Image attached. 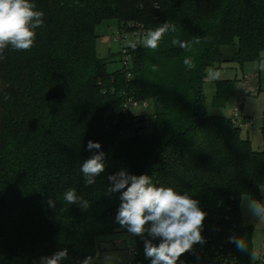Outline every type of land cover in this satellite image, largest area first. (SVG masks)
Returning a JSON list of instances; mask_svg holds the SVG:
<instances>
[{
    "label": "trees",
    "instance_id": "1",
    "mask_svg": "<svg viewBox=\"0 0 264 264\" xmlns=\"http://www.w3.org/2000/svg\"><path fill=\"white\" fill-rule=\"evenodd\" d=\"M33 2L44 13L35 46L0 54V264H40L63 249L68 258L62 264L86 257L100 264L101 238L127 231L115 219L119 193L108 192L107 177L121 169L187 192L207 213L204 243L179 264H220L223 258L253 264V226L241 204L244 196L261 201L264 150H255L230 118L207 113L204 83L206 69L224 63V46L238 47L233 63L264 61V0ZM112 19L146 31L169 21L176 32L154 52L128 48L132 78L125 67L112 76L98 53L96 31ZM174 38L191 42V50L172 45ZM186 57L195 69L184 65ZM234 87L231 80L217 82L213 105L224 106ZM127 98L152 103L150 132L127 136ZM89 140L101 144L107 167L86 186L80 166L93 154ZM70 188L89 202L86 209L64 201ZM133 238L140 261L150 264L144 254L150 237Z\"/></svg>",
    "mask_w": 264,
    "mask_h": 264
},
{
    "label": "clouds",
    "instance_id": "2",
    "mask_svg": "<svg viewBox=\"0 0 264 264\" xmlns=\"http://www.w3.org/2000/svg\"><path fill=\"white\" fill-rule=\"evenodd\" d=\"M44 13L37 9L33 0H0V54L11 48L15 51H28L35 46L36 31L44 24ZM169 32H176L175 24L165 21L154 30L137 33V38L128 41L135 49L138 45L156 51L160 42ZM195 43H199L197 38ZM172 45L190 51L192 43L172 39ZM188 69H195L191 57L183 61ZM264 71V61L258 65ZM156 71L157 66L153 65ZM207 79L216 81L221 73L213 68L206 69ZM101 144L89 140L87 150L93 154L80 166L86 186L96 183V178L105 172L106 154L100 151ZM96 150V151H93ZM109 193H119L120 204L116 212V221L130 234L149 239L144 241V254L150 264H179V258L191 251L196 244L204 243L202 231L207 213L200 207L199 201L187 192L181 194L173 187L158 186L147 174L134 175L121 169L107 177ZM264 192V186H261ZM68 204H78L87 208L89 202L77 195L75 188L63 194ZM247 208L252 216L264 221V202L248 197ZM49 204L54 206L51 198ZM158 240V243H153ZM240 250H245L243 241L234 239ZM68 258L67 249L42 257L40 264H62ZM91 257H86L81 264H90Z\"/></svg>",
    "mask_w": 264,
    "mask_h": 264
},
{
    "label": "rangeland",
    "instance_id": "3",
    "mask_svg": "<svg viewBox=\"0 0 264 264\" xmlns=\"http://www.w3.org/2000/svg\"><path fill=\"white\" fill-rule=\"evenodd\" d=\"M120 24L117 20H106L96 29L98 34L97 50L102 58L107 59V70L110 75L124 70L123 49L132 48L128 41H133L137 36L129 34L126 40L116 41ZM138 45L137 47H139ZM264 58V53H262ZM133 65L132 57L129 58L127 69ZM259 63H245L243 66L233 62H224L217 68L221 73V78L216 81L207 79V73L204 83L205 106L210 116H220L230 118L233 111L240 102L243 115L248 119L254 120V127L247 131L241 128V135L248 139L255 150H264V71L258 68ZM211 68V67H210ZM259 76V82L256 77ZM249 78V86H259L258 92L254 95L249 94L241 98L243 92V79ZM231 80L234 82V93L227 100L224 106L216 108L213 105V97L216 93L217 82ZM152 106V104H151ZM244 196L241 204L242 214L248 224L253 226L252 247L254 254L264 238V221L251 215L247 208ZM260 199L264 201V192L260 190ZM136 241L133 235L127 231H118L115 234L101 238L98 248V262L100 264H128V245H135ZM258 253H256L257 257Z\"/></svg>",
    "mask_w": 264,
    "mask_h": 264
},
{
    "label": "built area",
    "instance_id": "4",
    "mask_svg": "<svg viewBox=\"0 0 264 264\" xmlns=\"http://www.w3.org/2000/svg\"><path fill=\"white\" fill-rule=\"evenodd\" d=\"M147 32L143 26L133 27L130 24L126 25V27L119 28L118 37L116 41L126 40L129 34H133L137 36V33ZM131 57L130 53L127 49H123V63L124 67L127 70L126 75L128 79L132 78V72L127 69L129 58ZM248 77L243 80V92L241 98H245L249 94L254 95L259 90V86H249ZM256 82H259V76L255 79ZM150 101H139L134 98H127L126 102L123 106V111L126 117L128 118V128L126 130L127 136L130 138H134L137 136H141L150 132L153 128V106H151ZM232 123L241 128L246 129L247 131L252 130L254 127V120L248 119L243 115L242 106L239 102L238 107L233 111L230 116ZM261 202H264L261 200ZM233 242V239L230 240ZM128 253V264H143L140 259V251L138 246L128 245L127 248ZM258 253L257 257L255 256ZM253 254L251 262L253 264H264V238L258 248V251ZM220 264H235V261L229 258H223Z\"/></svg>",
    "mask_w": 264,
    "mask_h": 264
},
{
    "label": "crops",
    "instance_id": "5",
    "mask_svg": "<svg viewBox=\"0 0 264 264\" xmlns=\"http://www.w3.org/2000/svg\"><path fill=\"white\" fill-rule=\"evenodd\" d=\"M237 53V46H224L221 48V55L224 62H231Z\"/></svg>",
    "mask_w": 264,
    "mask_h": 264
}]
</instances>
